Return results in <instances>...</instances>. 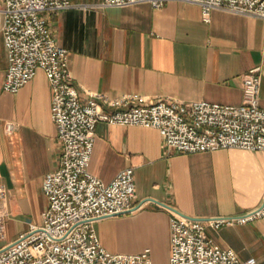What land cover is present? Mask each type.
<instances>
[{
	"label": "crops",
	"instance_id": "obj_1",
	"mask_svg": "<svg viewBox=\"0 0 264 264\" xmlns=\"http://www.w3.org/2000/svg\"><path fill=\"white\" fill-rule=\"evenodd\" d=\"M43 15L56 40L70 50L74 85L81 96L103 93L109 100L138 94L145 101L178 98L241 103L243 74L262 66L260 104L264 107V18L214 8L209 20L198 3L169 0L123 6L102 0H71ZM7 50L0 33V182L7 188L2 206L3 244L40 223L47 199L44 175L59 164L61 141L51 116L52 87L43 71L15 92L4 89ZM107 109L123 107L103 103ZM14 123L8 131L7 122ZM89 172L111 180L132 166V212L102 217L96 228L113 252L150 247L153 264H169L170 216L241 213L264 196V150L239 147L169 152L155 127L100 121ZM223 248L264 264V216L207 228Z\"/></svg>",
	"mask_w": 264,
	"mask_h": 264
},
{
	"label": "built area",
	"instance_id": "obj_2",
	"mask_svg": "<svg viewBox=\"0 0 264 264\" xmlns=\"http://www.w3.org/2000/svg\"><path fill=\"white\" fill-rule=\"evenodd\" d=\"M148 1L162 7L169 0H102L123 6ZM198 3L205 20L214 8L264 18V0H184ZM71 0H0V33L7 50L4 89L15 92L43 69L52 87L51 116L61 141L58 166L42 181L47 199L40 223L32 222L10 243L4 235L2 206L7 196L0 182V264H153L150 247L139 252H113L102 243L96 221L132 212L135 201L134 168H122L109 181L88 167L100 121L120 125L155 127L169 152H196L239 147L264 150V107L260 104L262 66L243 74L241 103L206 99L189 101L159 98L145 101L138 94L109 100L103 93L81 96L74 85L70 50L60 44L43 15L62 10ZM116 107L107 109L103 103ZM7 122L8 131L14 129ZM264 216V196L248 211L209 217H191L172 211L169 264H256L255 257L242 259L233 248L217 245L207 228L253 220Z\"/></svg>",
	"mask_w": 264,
	"mask_h": 264
},
{
	"label": "rangeland",
	"instance_id": "obj_3",
	"mask_svg": "<svg viewBox=\"0 0 264 264\" xmlns=\"http://www.w3.org/2000/svg\"><path fill=\"white\" fill-rule=\"evenodd\" d=\"M1 243H3V241H1Z\"/></svg>",
	"mask_w": 264,
	"mask_h": 264
}]
</instances>
